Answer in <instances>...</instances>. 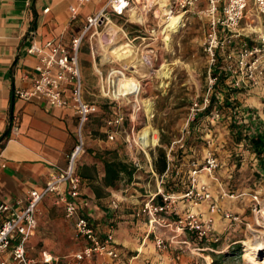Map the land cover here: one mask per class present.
Listing matches in <instances>:
<instances>
[{
	"label": "rangeland",
	"instance_id": "1",
	"mask_svg": "<svg viewBox=\"0 0 264 264\" xmlns=\"http://www.w3.org/2000/svg\"><path fill=\"white\" fill-rule=\"evenodd\" d=\"M157 7L158 4H155L147 13L141 11L148 31L146 37H151L150 39H137L130 44L121 39V35H115L111 30L112 27L108 32V26H101L98 29L99 35L94 36L97 41L94 42V38L89 40L93 42L97 63L104 59L106 50H109L110 54L117 46L123 47L121 51L125 54L122 61L111 58L113 62L111 61V64L101 70L102 78L99 76L98 86L99 101L101 98L108 99L101 90V81L108 76L111 68L119 69L125 76L137 80L140 88L139 93L112 97L116 111L122 115L123 120L119 126L110 128L113 130V139H109L106 135L105 140L111 145H116L125 157H136L143 166L142 169L135 171L134 175L138 173L141 175L133 179L132 185L135 189L133 194L141 197L140 190L147 189L146 194L153 193V186L156 183L154 179L148 187L142 183L149 179L147 168L144 167L145 154L152 158L156 155V148L159 146L167 152L175 141L182 139L181 142L173 144L170 162L178 169L180 178H176L173 183L169 178L168 182L173 191L177 189L176 194H181L189 186L190 163L195 161L201 167L208 146L207 139H211L210 148L220 163L214 173L218 182L212 181L204 171L199 172L197 178L199 181L210 183L214 196L218 195L221 188L226 191L234 189L237 197H224L217 201L221 209L238 213L241 223L230 226L220 214L216 215V235L219 241L215 243L200 240L186 232L176 235L167 228L156 229V234L165 239L166 247L164 249L155 247L153 235L150 234L144 245L140 243L142 238L138 243L139 258L142 264H211L214 258L216 264H264V247L254 252L252 260L245 256L243 248V242L248 239H259L264 243V156L258 158L248 148L244 139L236 141L237 134H233L236 133V129L232 131L231 128L233 121L237 120L242 133L250 134L253 125L256 123L263 125L264 76H256L253 82L246 79L247 72L244 68H237L235 71L223 70L226 61L220 60L219 57V69L224 73V81L219 86L214 84L209 88L208 59L202 49L207 32V21L199 12L203 7L202 3L185 13V25L178 32H168V35H171L169 43L161 41L165 37L164 33H159L156 40H153L154 37L150 34L152 28L159 31L164 28L162 12L158 9V13H155ZM253 12L257 15L255 7ZM124 18L128 19L127 25L137 24L131 16L126 15ZM150 49L154 51L148 52ZM136 52L138 60L134 57ZM127 60L135 61L136 72L133 68H128ZM231 63L234 65V60H231ZM80 68L83 83L86 78L91 80L90 64L82 62ZM115 80L117 85L112 90L122 93L123 90L118 84L122 82L123 77L117 74ZM235 80H239L238 85L234 84ZM92 90L94 93V89L88 88L89 93H92ZM206 98L209 99L208 106L195 112L194 119L191 120L192 104L197 102L202 105ZM225 100L230 103L229 106H225ZM212 101L214 104L207 110ZM149 102L152 104V110L147 113L145 106ZM215 112H218L219 116L214 117ZM100 124L101 122H94V128H99ZM85 127L83 125L79 132L77 129V138L80 133L83 148ZM145 127L155 131L153 134L156 142L142 147L137 138ZM253 195L257 196L258 204L253 199ZM202 204L206 207L205 203ZM255 204L258 205L256 211L253 210ZM201 205L199 207L203 209ZM182 206H185L184 203ZM40 212L38 207V218ZM144 217L136 218L139 222H144L146 221ZM56 218L58 221L43 222V226L48 228V231L59 235L52 237V240L61 246L51 248L50 251L68 254L76 252L79 247L71 238L72 224L61 220L60 217ZM116 228L117 224L113 225V229ZM135 242H138V239ZM119 248L123 263L127 262L132 254L137 253L128 251L121 244Z\"/></svg>",
	"mask_w": 264,
	"mask_h": 264
},
{
	"label": "crops",
	"instance_id": "2",
	"mask_svg": "<svg viewBox=\"0 0 264 264\" xmlns=\"http://www.w3.org/2000/svg\"><path fill=\"white\" fill-rule=\"evenodd\" d=\"M106 1L91 0L78 6V14L72 20L69 6L76 5L77 0H0V203H6L16 210L23 208L28 191L40 189L50 174L64 169L69 153L78 142V120L71 107H52L45 100L26 101L15 95L17 89L30 88L36 74L37 57L27 53V48L30 45L42 46L52 40L68 44L72 36L81 32L86 17L102 9ZM253 9L254 4L252 0H249L245 16L240 21L236 35L232 39L236 51L244 46L250 47L263 28L262 17L258 13L256 15ZM131 12H135V15ZM138 13H141L139 8L126 13L127 16L131 15V18L137 19V24L134 26L126 24L128 21L124 18L126 15H112L111 23L106 25L108 32L112 24L116 30H111L115 32V35H121V39L127 43L130 41L133 43L137 39H150L146 37L145 18L142 22L138 21L136 15ZM94 36L92 38L96 42L97 38ZM88 42L87 38L82 41L78 60L79 67L82 62L90 64L92 78L91 80L86 78L84 81L83 96L86 101L96 104V111L84 124L86 126L84 151L76 163L78 176H83L80 177L82 196L88 201L83 213L91 218L102 237L111 232L118 247L121 244L128 251L138 253L130 256V264H142L138 243L142 238L140 243L144 245L148 239L149 236L145 234L148 231V225L144 219V222H139L134 214L150 195L157 192V189H164V181L172 176L174 170L177 178H180L179 171L171 164L170 169L171 166L172 169L161 177L163 174L159 175L154 171L153 157L145 154L144 167L147 168L149 179L142 183L148 187L154 179L156 183L153 186V193L146 194L148 190L143 189L140 190L142 193H139L141 197L133 194L135 191L132 187L133 179L138 178L140 173L133 174L130 180L123 177L113 188L102 185L104 158L116 156L132 166H134L133 160L138 161V159L125 157L116 145H111L105 140V136L108 137L113 131L110 128L114 127L108 126L107 121L114 119L118 113L112 100L104 98H101V101L98 100V86L99 78H102L101 70L111 64L112 60H101L97 63L93 42H89L90 44ZM112 51L114 52L115 49ZM117 56L118 60L122 61L125 54L118 53ZM134 57L138 60L137 52ZM134 62V60H127L128 68H133L136 72ZM88 88L94 89L95 92L93 93L92 90V93H89ZM14 122L18 125L17 133H13L10 129ZM94 122H101L99 128H94ZM142 168L143 166L139 163V168L135 167V171ZM92 185L100 187L102 194L96 196L91 188ZM55 196L52 194L45 197L38 206L41 212L39 218L37 213V229L26 244L27 252L31 256L37 255L43 249L50 251L51 248L61 246L52 240L56 234L43 226L44 221L48 223L58 221L56 217L72 224L71 238L79 249L81 247V241L75 237L72 220L65 217L61 206L54 204ZM115 198H119L117 208L111 205V201ZM202 207L205 209L204 205ZM1 221L0 214V224ZM115 224H117L116 230L113 229ZM136 239L138 242H135ZM50 252L59 256L70 255Z\"/></svg>",
	"mask_w": 264,
	"mask_h": 264
},
{
	"label": "built area",
	"instance_id": "3",
	"mask_svg": "<svg viewBox=\"0 0 264 264\" xmlns=\"http://www.w3.org/2000/svg\"><path fill=\"white\" fill-rule=\"evenodd\" d=\"M90 1L77 0L76 5H70L71 19L76 18L78 6ZM248 1L166 0L165 2L166 15L172 16L185 14L202 3L203 7L199 12L207 21V32L202 49L208 59L209 88L216 82V77L211 71L219 61V57H221L220 60L226 61L223 70L235 71L237 68H244L247 72L246 79L253 82L256 76H264V0H252L255 10L263 20V28L257 34L254 43L250 47L244 46L237 51L232 46V39L236 35L240 21L245 16ZM155 4L157 3L154 0H107L102 9L86 17L83 29L72 36L68 44L52 40L42 46L30 45L27 53L37 57L36 74L31 87L17 89L15 95L26 101L45 100L52 107H71L77 116L79 132L90 115L96 111V105L86 101L83 96V82L78 60L82 41L86 38L91 40L94 35H98L99 27L111 23L112 15L125 16L127 12L138 8L147 13L149 8ZM166 15H163L164 26ZM164 29L159 31L152 28L150 30V34L154 37L152 39L156 40L159 33H164L166 37L170 30L164 31ZM165 37L161 39L162 42H166ZM153 51V49L148 50L150 53ZM154 54L156 55V52ZM231 60H234V65ZM113 71L123 72L119 69H111L108 76L104 80L101 79V90L110 100L114 98L112 89L117 85L115 80L117 74L111 73ZM234 84L238 85L239 80H235ZM208 104V98L202 105L197 102L193 103L191 120L194 119L195 112L206 108ZM217 116L219 114L215 112L214 117ZM122 120V115L118 114L114 119L108 120L107 125L117 127ZM262 126L264 129V123ZM10 129L13 133H17V123H12ZM78 135V142L69 153L66 167L58 173L50 174L40 189L29 190L23 208L16 210L6 203H0V214L2 215L0 264H130V260L122 262V253L115 243L113 234L109 232L102 237L97 232L91 218L83 213L88 201L82 196L81 179L76 172L77 159L84 151L81 134ZM108 138L113 139V132L108 135ZM173 144L166 152L167 168L161 177L170 169ZM207 145L201 167L195 161L190 163L189 186L183 193L176 194L159 188L134 214L136 217H146L148 225L146 236L153 235L154 245L158 249L166 247L165 239L155 232L159 228H167L176 235L186 232L200 240L215 243L219 241L216 235V215L220 214L230 226L241 223L238 213L221 209L217 201V199L234 198L238 195L221 188L218 195L214 196L210 183L199 181L197 178L198 173L204 171L212 181L218 182L214 173L220 163L210 148L211 139H207ZM133 165L139 168V162L135 159ZM52 194L56 195L54 204L61 206L65 217L72 220L75 237L81 241V247L78 251L66 256L55 255L45 249L31 256L27 252L26 244L37 229L38 206L45 197ZM157 196L159 199L155 202ZM253 199L258 204L256 195H253ZM117 201V198L111 201L112 207H118ZM181 202L185 206H182ZM201 203H205V209L199 207ZM257 204L254 206V211L258 208Z\"/></svg>",
	"mask_w": 264,
	"mask_h": 264
},
{
	"label": "trees",
	"instance_id": "4",
	"mask_svg": "<svg viewBox=\"0 0 264 264\" xmlns=\"http://www.w3.org/2000/svg\"><path fill=\"white\" fill-rule=\"evenodd\" d=\"M219 60V59H218ZM219 70V71H218ZM212 75L216 77V82L215 85L219 86L221 82L224 81V73H222V69H219V61L215 64V66L212 68ZM214 104V101L209 105L207 110L211 108V106ZM225 106H229L230 103H228L227 100L224 102ZM232 131L235 128L236 133V141H240L241 139H244L246 141V144L248 148L258 157L261 158L264 156V129L263 126L259 123L256 125H253L250 129V134L247 133H242L241 127H239V123L237 120H234L232 123ZM181 156V155H180ZM177 159V157H176ZM103 166H104V176L102 179V185L104 187H115V184L117 181L122 179L123 177H127L128 180H130L134 174L135 167L132 166L131 164L122 161L121 159H118L116 156H113L109 159L104 158L103 159ZM153 168L156 173L159 175H162L165 173L166 168H167V161H166V151L163 147L159 146L156 148V155L153 156ZM169 172V170H168ZM264 172V170H263ZM80 175V174H79ZM80 177H83L80 175ZM177 178V173L174 172L172 173V176L170 177L172 183L173 181ZM169 179H167L164 182V190L168 192H177L173 191L170 186H169ZM93 192L95 193L96 196L101 195L102 191L100 187L91 186ZM228 191H233L234 189H228ZM156 199L158 200L159 197L157 196ZM216 259L214 258L211 264H216Z\"/></svg>",
	"mask_w": 264,
	"mask_h": 264
},
{
	"label": "bare ground",
	"instance_id": "5",
	"mask_svg": "<svg viewBox=\"0 0 264 264\" xmlns=\"http://www.w3.org/2000/svg\"><path fill=\"white\" fill-rule=\"evenodd\" d=\"M157 4L158 7L155 10V13H158V9L162 12V15H166L167 14V10L165 7V2L166 0H154ZM132 15H135V12H131ZM138 16V21H143L144 20V16L140 15V14H136ZM131 16V15H130ZM166 21H165V26H164V31H166L167 29L170 30L171 33H176L179 31L180 28H182L185 23V14H181V15H177V16H172V15H166ZM137 20V19H136ZM109 27H112V30L114 28V26L111 24ZM106 41V40H105ZM165 41H167L169 43V41H171V35H167L165 37ZM123 47L121 46H117L114 52H110V54L108 53L109 50H106V53H104V59L103 60H108L113 58L115 59H119L118 58V53H124L121 51ZM113 74H119L121 75V77H123V80L121 83L118 84V86L123 90L122 93H117L115 90L113 91L112 95L117 98L118 96L121 95H127L129 93H139V83L137 80H135L132 77H127L125 76L122 72L120 71H113L111 72ZM145 110L147 113H150L152 110V104L149 102L146 106H145ZM155 131L150 129L149 127H145L142 132L140 133V135L137 138V141L140 143V145L142 147H147L149 145H153L156 142V137L154 136ZM153 136H152V135ZM136 141V142H137ZM137 142V143H138ZM264 247V243L259 240V239H254V240H245L243 242V248H244V252H245V256L249 259L252 260L253 258V254H255L254 252L263 248Z\"/></svg>",
	"mask_w": 264,
	"mask_h": 264
}]
</instances>
